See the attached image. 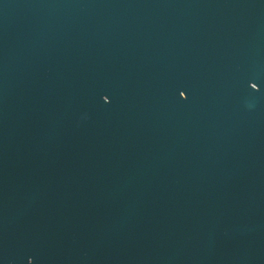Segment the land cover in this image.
I'll list each match as a JSON object with an SVG mask.
<instances>
[{"label": "water", "instance_id": "obj_1", "mask_svg": "<svg viewBox=\"0 0 264 264\" xmlns=\"http://www.w3.org/2000/svg\"><path fill=\"white\" fill-rule=\"evenodd\" d=\"M0 264H264V0H0Z\"/></svg>", "mask_w": 264, "mask_h": 264}]
</instances>
